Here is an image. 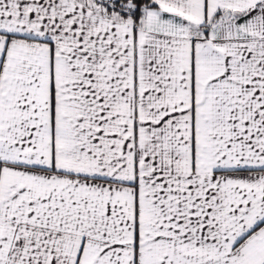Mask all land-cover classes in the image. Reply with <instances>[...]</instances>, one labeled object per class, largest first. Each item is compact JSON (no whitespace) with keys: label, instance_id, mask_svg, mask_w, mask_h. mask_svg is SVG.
Listing matches in <instances>:
<instances>
[{"label":"snow or ice","instance_id":"6c2138e0","mask_svg":"<svg viewBox=\"0 0 264 264\" xmlns=\"http://www.w3.org/2000/svg\"><path fill=\"white\" fill-rule=\"evenodd\" d=\"M0 264H264V0H0Z\"/></svg>","mask_w":264,"mask_h":264}]
</instances>
